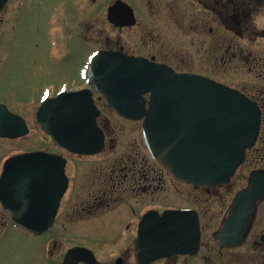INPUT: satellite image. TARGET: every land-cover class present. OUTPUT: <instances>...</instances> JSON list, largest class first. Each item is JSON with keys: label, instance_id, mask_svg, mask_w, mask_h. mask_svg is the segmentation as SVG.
<instances>
[{"label": "flooded vegetation", "instance_id": "obj_1", "mask_svg": "<svg viewBox=\"0 0 264 264\" xmlns=\"http://www.w3.org/2000/svg\"><path fill=\"white\" fill-rule=\"evenodd\" d=\"M100 1L96 7L97 0H19V14L9 29L18 21L22 25L32 11L34 47L45 40L42 51L55 58V64L61 65L59 56L52 55L58 49L64 55L76 54V59L84 48L85 52L79 64L61 65V79L49 80L35 100L26 103H20L11 86L25 79L21 86L26 90L36 78L31 65L20 61L15 82L10 76L19 61L0 54V177L12 158L30 153L53 158L37 164L32 195L20 197H32L54 213L47 231L32 233L13 224L0 200V264L9 259L17 264L18 257L8 251L18 249L19 234L26 241L43 242L35 264H141L136 247L144 216L181 210L197 214L196 252L143 264H264V198L257 202L241 244L221 248L215 238L250 176L264 173V0ZM6 35L0 34V51ZM100 53L117 56L112 67L124 70L123 78L140 76L127 71L130 64L125 63L133 59L209 79L253 103L260 113L259 134L230 180L215 186L187 184L153 160L142 135L143 120L120 116L89 84V66ZM31 60L44 67L35 56ZM87 90L98 111L95 128L104 140L99 152L77 154L59 147L42 129L40 111L48 99ZM149 97L143 95L145 109ZM124 129L135 135L124 138ZM74 249L81 250L68 258Z\"/></svg>", "mask_w": 264, "mask_h": 264}, {"label": "water", "instance_id": "obj_2", "mask_svg": "<svg viewBox=\"0 0 264 264\" xmlns=\"http://www.w3.org/2000/svg\"><path fill=\"white\" fill-rule=\"evenodd\" d=\"M6 1L0 0V9ZM115 57L113 54L96 57L90 82L121 116L145 117L143 135L153 158L173 177L186 183L227 182L242 163L245 150L257 139L260 114L254 104L227 87L199 77L176 75L163 66H139L129 61L127 71L140 77L123 78L122 71L118 74L110 67L101 70L107 72V78H95L100 63L114 62ZM131 90L137 93L129 98ZM147 92L151 93L149 109L132 110V105L144 108L142 94ZM118 97L129 100L119 101ZM46 105L51 110L43 113L41 126L59 146L76 153L100 150L103 138L95 130L97 112L89 91L59 95ZM43 161L48 158L40 154L11 159L0 178V200L14 225L34 233L46 231L54 213H50L48 206L31 200L19 201V193L32 192L36 165ZM263 198L264 173H254L248 188L235 198L227 218L215 233L221 248L241 244L255 216L256 204ZM192 214L168 211L162 217L154 213L146 215L140 223L136 248L140 263L170 254L196 252L198 222ZM79 250H71L68 255Z\"/></svg>", "mask_w": 264, "mask_h": 264}, {"label": "rangeland", "instance_id": "obj_3", "mask_svg": "<svg viewBox=\"0 0 264 264\" xmlns=\"http://www.w3.org/2000/svg\"><path fill=\"white\" fill-rule=\"evenodd\" d=\"M109 0H104L102 3L108 2ZM100 0H97L96 2V7L99 6ZM66 7H70L69 5H66ZM19 14V0H10L8 5L6 6L5 10L1 13L0 15V34L2 37V34L7 32L6 37L7 41L4 46L1 47L0 54L1 55H7L8 61H19V67H17L14 72L15 74H12L10 76L11 80H14L16 82V76H18L19 69L22 68V64L20 61L30 64L31 66L29 67V70H32L34 73L35 77L32 80V83L29 84V86L24 89H22L21 86V81H24L25 79H19V82L17 84H13L11 87L15 92V97L20 98V103H26V102H33L36 98L38 90L46 85L52 82H57L61 79L60 72L62 71L61 65H67L69 62H75L76 64H79L83 58L84 51L80 53L79 56H77L76 59V54H68L64 55L61 52V49L57 51L55 54L52 53V55L59 56L61 65H58L57 63L55 64L54 59L45 54L44 51H42V47L45 44V40L40 39V44L37 43V46L35 45L34 47V35H33V30H34V18L36 15L33 17L32 11L28 12V16L24 17L22 25H20V22L18 21V24H14L13 27L15 28L9 29L11 24L13 23L14 18ZM33 18V21H32ZM38 18V17H37ZM43 21L41 22L40 29L41 32L43 33ZM35 56L36 59L40 60L43 62L44 67H40L37 65V63L34 62L32 63V57ZM20 57H24L21 59ZM49 60H48V59ZM76 69V67H75ZM74 71V69H71ZM50 80V81H49ZM21 90V91H19ZM24 91V92H22ZM20 96V97H19ZM135 130V128L133 127ZM123 131L126 132V129ZM128 132L123 133L124 138L126 135L134 136L135 133L132 131L127 130ZM126 140V139H125ZM116 228V225L114 226V230ZM113 236L112 233L109 234V239ZM108 238V235L104 237V239ZM43 242H37L35 241H26L22 236L19 234V247L18 249L11 248L12 253L8 251V254L11 256H17V264H35L37 262V257L40 253L41 246ZM10 247V245H8ZM4 264H13L12 260L9 259L4 261Z\"/></svg>", "mask_w": 264, "mask_h": 264}]
</instances>
